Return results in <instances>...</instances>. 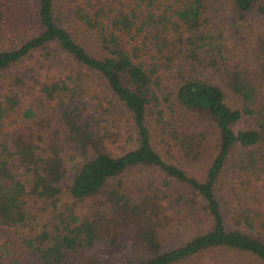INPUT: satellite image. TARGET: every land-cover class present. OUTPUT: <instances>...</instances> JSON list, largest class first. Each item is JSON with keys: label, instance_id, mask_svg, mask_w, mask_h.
<instances>
[{"label": "trees", "instance_id": "1", "mask_svg": "<svg viewBox=\"0 0 264 264\" xmlns=\"http://www.w3.org/2000/svg\"><path fill=\"white\" fill-rule=\"evenodd\" d=\"M0 264H264V0H0Z\"/></svg>", "mask_w": 264, "mask_h": 264}, {"label": "rangeland", "instance_id": "2", "mask_svg": "<svg viewBox=\"0 0 264 264\" xmlns=\"http://www.w3.org/2000/svg\"><path fill=\"white\" fill-rule=\"evenodd\" d=\"M216 24H218V27L223 30L224 35V41L229 46H233L234 43L239 42L240 39H238V36L232 31L231 26L233 23V19L231 18L229 13H221L216 18ZM62 70L61 73H64V66L58 67L57 71ZM95 89L98 90L96 87L97 84L94 85ZM84 95L86 98L90 100V103L92 105L93 115L95 117L94 121L97 123L99 128H107L110 130H118L119 131H126V121L124 119V115H121V112L119 113H112V111L105 110L104 106H100L98 104V101L100 100L103 102L104 100L102 98L96 97L93 93V86H89L86 88V92H84ZM121 129V130H120ZM116 144V143H115ZM123 141L117 142L116 146L123 145ZM235 257L239 258V254H235Z\"/></svg>", "mask_w": 264, "mask_h": 264}]
</instances>
